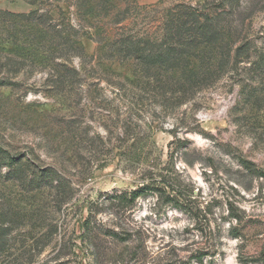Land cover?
<instances>
[{"label":"rangeland","instance_id":"1","mask_svg":"<svg viewBox=\"0 0 264 264\" xmlns=\"http://www.w3.org/2000/svg\"><path fill=\"white\" fill-rule=\"evenodd\" d=\"M86 2L0 0V264H264V0ZM177 4L220 30L184 85L115 47ZM38 8L72 51L20 17Z\"/></svg>","mask_w":264,"mask_h":264},{"label":"trees","instance_id":"2","mask_svg":"<svg viewBox=\"0 0 264 264\" xmlns=\"http://www.w3.org/2000/svg\"><path fill=\"white\" fill-rule=\"evenodd\" d=\"M77 1H79V4L83 5L88 3L86 0ZM32 4L36 5V1H33ZM41 9L42 8L33 10L29 14H22L20 17L27 19L26 21L34 25L36 29H39V26L45 28V33L52 35L51 39L48 38L51 44L46 41L47 37H45V45L47 44L51 47L55 45L56 48H58V44L62 51L70 49L72 51L73 47L77 46V44L72 41L71 45L68 35L64 36V33L58 30V26H53L46 12L44 13ZM36 23H39V25ZM160 31V36L154 40L148 38L145 34L143 38L139 40H136L135 37L126 38L123 41L118 40L117 43H115L117 45L115 47H118V53L125 56L124 59L127 61L130 60L137 65L148 64L150 66H167L172 68L175 72L174 75L177 77L176 85L191 84L203 71L207 48L209 46L215 47L219 44L220 30L218 25L210 15L205 14V12L198 8L185 4H177L169 8L165 16H163ZM79 49L81 50V48ZM27 50L30 49H20V51H22L20 57L24 61L31 59L26 52ZM242 50L243 47L236 49L237 57ZM221 57H224V55H221ZM53 66L58 70L59 74L63 76L78 77L79 75L71 67L70 59H65L62 56L45 57V68ZM61 68L62 71L60 70ZM49 76L54 75L51 73ZM63 79L64 78L61 80ZM147 190L148 188L146 187L134 192L129 200H135L146 193ZM117 198L128 200L127 196L123 195ZM170 201L175 203L176 209H183L179 201L174 199H170ZM207 255L209 254L198 249L195 250V252L193 251L186 262H172V264H193L195 262L203 264V260ZM261 259L264 261V256Z\"/></svg>","mask_w":264,"mask_h":264}]
</instances>
